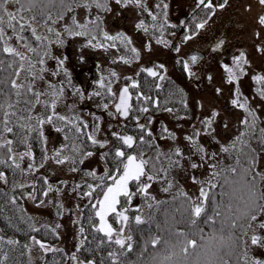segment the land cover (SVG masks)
<instances>
[{"label":"snow or ice","instance_id":"1","mask_svg":"<svg viewBox=\"0 0 264 264\" xmlns=\"http://www.w3.org/2000/svg\"><path fill=\"white\" fill-rule=\"evenodd\" d=\"M227 7L0 0V264H264V11L250 52Z\"/></svg>","mask_w":264,"mask_h":264},{"label":"rangeland","instance_id":"2","mask_svg":"<svg viewBox=\"0 0 264 264\" xmlns=\"http://www.w3.org/2000/svg\"><path fill=\"white\" fill-rule=\"evenodd\" d=\"M186 4L187 0H185V6ZM248 4L251 5L250 10L245 8V5ZM262 11H264V5H261L259 0H229V7L218 12L215 19L209 25L207 35L211 38L219 30L228 35L232 44H236L237 46L245 45L251 52L254 43L253 30L259 27L256 23V17ZM261 32L264 34V28H261ZM203 44L204 42L201 41V46ZM210 67L214 70V66ZM210 91L209 89L207 93L202 94L205 102H208L211 98ZM219 103H223V98L220 99ZM262 163H264V153L262 154ZM73 231V226L68 224L67 231L64 233V240L61 243H64L66 240L68 247H71ZM50 264H56V262L52 263L51 261Z\"/></svg>","mask_w":264,"mask_h":264},{"label":"trees","instance_id":"3","mask_svg":"<svg viewBox=\"0 0 264 264\" xmlns=\"http://www.w3.org/2000/svg\"><path fill=\"white\" fill-rule=\"evenodd\" d=\"M257 183H259V182H257ZM0 199H3V198L0 197ZM3 208H4V205L2 203H0V225L3 224L4 215L6 214V213L3 212ZM7 234L11 235L12 233L8 232ZM21 238L23 239V236H21ZM52 257H53V261H55V260L57 261L58 260V257H55V254H51V255L48 254V261L51 260ZM14 259H24V258L23 257H19V256H14ZM162 259H163V257L161 255L155 256V264H160V261ZM172 259H173V261H175V264H194V262L197 259V257L194 254H190L189 257L185 258L179 252V250H177L176 251V255ZM201 259H202V257H201Z\"/></svg>","mask_w":264,"mask_h":264},{"label":"flooded vegetation","instance_id":"4","mask_svg":"<svg viewBox=\"0 0 264 264\" xmlns=\"http://www.w3.org/2000/svg\"><path fill=\"white\" fill-rule=\"evenodd\" d=\"M50 263H51V260L48 261V264H50Z\"/></svg>","mask_w":264,"mask_h":264}]
</instances>
